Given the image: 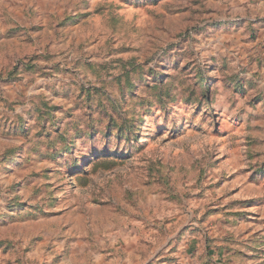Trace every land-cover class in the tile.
I'll use <instances>...</instances> for the list:
<instances>
[{
    "label": "rangeland",
    "instance_id": "374dc122",
    "mask_svg": "<svg viewBox=\"0 0 264 264\" xmlns=\"http://www.w3.org/2000/svg\"><path fill=\"white\" fill-rule=\"evenodd\" d=\"M0 264H264V0H0Z\"/></svg>",
    "mask_w": 264,
    "mask_h": 264
}]
</instances>
